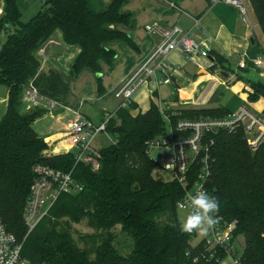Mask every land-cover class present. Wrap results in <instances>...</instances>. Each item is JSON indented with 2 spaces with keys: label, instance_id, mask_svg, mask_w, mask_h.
Returning a JSON list of instances; mask_svg holds the SVG:
<instances>
[{
  "label": "trees",
  "instance_id": "obj_1",
  "mask_svg": "<svg viewBox=\"0 0 264 264\" xmlns=\"http://www.w3.org/2000/svg\"><path fill=\"white\" fill-rule=\"evenodd\" d=\"M92 1L44 0L46 9L24 23L18 0H5L0 16V34L7 35L0 50V86L8 89L7 110L0 121L2 221L23 244L24 257L37 264H218L217 258L226 257L225 251L218 250L217 257H212L205 242L192 246L196 232L180 230L177 206L183 189L176 181H165L149 156V143L166 133L158 105L152 104L139 115L131 109L116 111L107 127L114 143L100 150L97 169L75 165L72 153L46 156L48 144L34 123L47 111L20 112L31 82L42 96L65 106L71 103L67 76L46 66L41 70L39 53L58 32L66 45L80 50L69 73L72 80L86 72L103 76L104 68L115 66L117 46L138 51L129 33L135 28L133 16L123 11L133 0H113L99 12L92 8ZM253 8L264 37V0H253ZM102 79L97 78L99 95L104 91ZM250 86V102L264 98V82ZM176 113L174 123L229 115L222 108ZM211 139L207 193L220 201L218 216L226 223H237L234 236L245 240L242 264H264V143L252 151L242 129L221 130ZM38 164L65 172L74 169L84 189L77 195L61 196L28 234L25 210ZM82 223L94 232L82 239L83 247L73 236V225ZM118 226L133 239L127 256L115 247Z\"/></svg>",
  "mask_w": 264,
  "mask_h": 264
},
{
  "label": "built area",
  "instance_id": "obj_2",
  "mask_svg": "<svg viewBox=\"0 0 264 264\" xmlns=\"http://www.w3.org/2000/svg\"><path fill=\"white\" fill-rule=\"evenodd\" d=\"M211 6L220 4L235 7L241 19L248 24L251 31L254 30L249 10L254 13L253 0H208ZM169 6L178 9V6L168 2ZM5 8V0L0 2V16ZM149 35L159 36L161 42L153 49L147 58L140 63L113 91L112 94L119 101V109H131L136 104V96L144 89H148L151 83L170 84L171 78L158 80V73L165 74L168 70L167 58L175 51H181L188 62L198 68L213 70L215 61L210 60L212 54V41L207 36L195 37L179 26L168 27L161 22H152L145 26ZM53 43L49 41L47 44ZM44 56V50L40 51ZM207 61V67L202 65ZM257 67H264V57L259 56L253 60ZM47 64L44 59L41 70ZM241 69L246 67L243 59L239 64ZM151 96L154 92L150 90ZM23 101L28 110L43 108L51 114L60 115L66 110L74 114V118L68 123L65 138L70 142L67 153H72L75 165L85 164L95 169L99 167L101 158L100 150L95 147L96 139L101 134H108L107 127L114 114H106L100 125L83 116L79 111L70 106L48 99L42 96L31 82L24 93ZM166 124V133L149 143V152H157L159 159L153 160L157 168L171 176L170 181H176L183 189V199L178 203V211H191L188 197L194 195L198 190L207 192V184L211 179L210 148L214 141L211 135L225 130L233 133L242 129L245 140L252 151H257L264 143V115L254 112L250 107L244 105L237 112L231 113L225 118L208 119H179L173 122V117L178 113L170 111L164 104L158 105ZM49 149L50 142L46 140ZM114 143V141H113ZM45 152L46 156H53L50 150ZM171 164V165H169ZM74 169L70 172L54 169L42 164L34 167L35 180L31 188L30 198L25 210V223L28 234L32 233L40 222L49 215L52 207L63 195H77L84 189L74 177ZM218 223L213 229V240L205 242L208 251L212 250L211 256L217 257L218 250L226 252L230 264H242L241 257L235 253L233 243L237 223H226L218 216ZM242 247L244 245L242 244ZM197 261V260H195ZM221 259L217 258V263ZM0 264H37L24 257L23 244L11 234L0 216Z\"/></svg>",
  "mask_w": 264,
  "mask_h": 264
},
{
  "label": "crops",
  "instance_id": "obj_3",
  "mask_svg": "<svg viewBox=\"0 0 264 264\" xmlns=\"http://www.w3.org/2000/svg\"><path fill=\"white\" fill-rule=\"evenodd\" d=\"M168 2L176 4L178 9L170 7ZM159 4V9H155L153 13V17L156 18L154 22H161L168 27L179 26L195 37L204 35L209 37L213 50L210 60H217V65L213 70L207 71L188 62L181 51L173 52L167 58L168 74L159 72L157 76L158 80L169 76L171 83H162L157 87L155 83H151L148 89L140 91L136 96L137 102L133 108V114H144L152 104L167 105L173 112L191 108H222L229 114L237 112L246 105L254 112L263 114L264 98L259 99L260 110H263L260 112L254 109L257 105L250 102L249 97L253 92L250 83L264 82V67H257L253 63L256 57H264V37L262 36V40H259L255 29L251 31L248 24L241 19L238 10L229 5L211 6L208 0H159ZM129 33L137 44L138 51L135 52L123 45L116 47L118 58L115 66L104 70L102 80L106 77V73L111 75L119 62H122L124 66L118 68L120 69L118 76L108 78L106 85L103 82V94L99 95L98 92L95 97L96 107L88 108L83 101L81 103L79 101L78 107V101L72 102L74 97H71V103L68 106L90 120L116 113L120 103L114 98L112 91L161 42L159 36L149 35L145 28L142 32L134 28ZM52 41L53 43L43 47L46 66H50L48 69L56 70L58 64L64 62V59L73 60L71 65L73 69L80 50L66 45L61 32H58ZM121 50L124 52L123 56L119 53ZM243 59L246 61V67L241 69L239 64ZM207 64V61L202 62L204 68ZM150 90L154 92L153 96ZM7 100L8 94L3 100L6 105ZM69 114L73 113H67L58 120L69 117ZM67 126L68 123L63 124V132L48 136L39 134L50 142L54 155L65 154L70 148V142L65 138Z\"/></svg>",
  "mask_w": 264,
  "mask_h": 264
},
{
  "label": "rangeland",
  "instance_id": "obj_4",
  "mask_svg": "<svg viewBox=\"0 0 264 264\" xmlns=\"http://www.w3.org/2000/svg\"><path fill=\"white\" fill-rule=\"evenodd\" d=\"M113 0H93L92 1V8L95 11H103L105 10L108 5L112 2ZM160 4L159 0H133L129 5L125 6L123 8L124 12L131 13L134 19V25L136 31L142 32L145 28V26L151 22L156 21L153 17V13L155 9H159ZM18 8L19 11L22 14V22L27 23L29 22L35 15H37L39 12L44 11L46 9V5L44 3V0H18ZM250 17L252 20V23L254 25V29L256 31V35L258 36L259 40H262V32L260 30L257 18L255 16V13H253L251 10H249ZM7 38V35L5 33L0 34V50L2 45L5 43ZM119 53L122 55L124 52L123 50L119 51ZM41 55V54H40ZM120 55V56H121ZM123 56V55H122ZM121 56V57H122ZM42 66L45 57L40 56ZM64 62H60L56 68L59 72L65 74L67 78L70 80L71 83V90H72V96L73 101L76 102L78 101L77 106L79 107V101L80 103L83 101V103H86L88 108L91 107V109L96 107V94L98 93V82H97V75L92 74V73H85L81 75L78 79H73L70 76V71H71V65H73V60L71 59H64ZM69 61V62H68ZM124 64L122 62H119L118 65L116 66L115 70L109 74H105V78L103 80L104 84L106 85L107 82L109 81L108 78H114L115 76H118L120 73V69L123 67ZM47 69L50 68V66H46ZM54 67V66H53ZM56 67V66H55ZM108 67L104 68V70H107ZM109 70V69H108ZM104 74V72H103ZM8 91L5 86H0V121L2 120L3 116L6 113L7 110V105L6 103L3 102V100L7 97ZM255 105H257L254 109L256 111H263L260 110V100L257 102H254ZM115 105L113 104V107ZM77 107V109H78ZM254 107V106H253ZM20 112L22 114H27L29 112L27 104L23 101L22 104L20 105ZM203 108H191V110H201ZM66 110L61 112L60 115L58 114H51L50 112H47L43 117L39 118L35 123H34V128L37 130L38 134H41L42 136H48L55 134L57 132H63V124L69 123L71 119L74 118L73 114H69V117H66L65 119L58 120L61 116H64L67 114ZM146 113V112H145ZM258 113V112H257ZM92 117V115H91ZM103 118L96 119H91L96 125H100L101 122L103 121ZM114 141V137L112 135L108 134H101L98 136L95 142V147L98 150H102L108 146H110ZM50 152H52V149H49ZM54 156V154H52ZM149 156L157 161L159 159V155L157 152L150 151ZM157 173L165 180V181H170L171 176L167 173H164L160 169H157ZM157 176V174H155ZM189 214L188 211H178V218L181 221L184 219L187 215ZM116 234L118 235L117 240L115 242V247L118 250V252L123 255L127 256L129 255L132 250H133V239L131 238L130 235L127 233L122 232L121 227L118 226L114 230ZM94 234L93 230H91L86 223L82 224H75L73 225V236L75 241L83 247L84 244L82 242V239L86 238L87 236ZM213 240V230H210L209 234L207 236H201L198 233H196L194 239L192 240L191 244L193 247H197L199 244L203 242H208ZM244 238L241 237L239 240H236L233 243V246L235 247V253L237 256L241 257L243 254V247L242 244L244 245ZM219 264H230L229 258L226 256L221 261Z\"/></svg>",
  "mask_w": 264,
  "mask_h": 264
},
{
  "label": "clouds",
  "instance_id": "obj_5",
  "mask_svg": "<svg viewBox=\"0 0 264 264\" xmlns=\"http://www.w3.org/2000/svg\"><path fill=\"white\" fill-rule=\"evenodd\" d=\"M171 165V164H169ZM191 211L181 220L180 230L183 233H198L207 236L218 223L217 213L220 210V201L204 190H198L194 195L188 197Z\"/></svg>",
  "mask_w": 264,
  "mask_h": 264
},
{
  "label": "water",
  "instance_id": "obj_6",
  "mask_svg": "<svg viewBox=\"0 0 264 264\" xmlns=\"http://www.w3.org/2000/svg\"><path fill=\"white\" fill-rule=\"evenodd\" d=\"M102 77V74H97V78H101Z\"/></svg>",
  "mask_w": 264,
  "mask_h": 264
}]
</instances>
